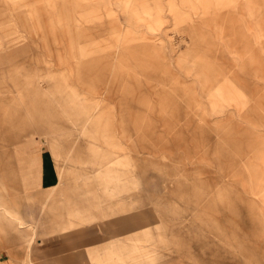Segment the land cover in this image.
<instances>
[{"label": "rangeland", "instance_id": "1", "mask_svg": "<svg viewBox=\"0 0 264 264\" xmlns=\"http://www.w3.org/2000/svg\"><path fill=\"white\" fill-rule=\"evenodd\" d=\"M263 8L0 0V264H264Z\"/></svg>", "mask_w": 264, "mask_h": 264}, {"label": "crops", "instance_id": "2", "mask_svg": "<svg viewBox=\"0 0 264 264\" xmlns=\"http://www.w3.org/2000/svg\"><path fill=\"white\" fill-rule=\"evenodd\" d=\"M261 16L262 18H264V8L262 9ZM112 26H111L112 29L116 28L115 25L112 24ZM85 36L87 39L93 37L91 33H89V35H86L85 33ZM50 81H51L49 82L50 85L54 86V84H56V77L54 75L50 76ZM30 134L31 133L25 136V139L30 138L32 135ZM34 149H36V151H40L41 147L39 142L31 141L23 146H16V147L0 150V168H5V171L8 174H13V172L18 171L20 167L25 168V166L29 164V160L34 158L32 152L34 151ZM42 179H43V174L41 175V180ZM135 231L137 232V229L134 230L131 228V226H123V224L119 225L118 223L110 224L109 228L107 227L106 231L102 234L99 233L93 234L87 232V230L80 229L79 232L72 233L74 237L73 239H75L76 241V248L79 250V253H76L74 257L73 254L70 255V257L67 255V264H89L87 251L89 252L93 248L104 246L116 238L125 239L132 233H135ZM69 239H71V236H69ZM66 250H67V246H66ZM177 259L172 258L161 264H179L176 263Z\"/></svg>", "mask_w": 264, "mask_h": 264}, {"label": "built area", "instance_id": "3", "mask_svg": "<svg viewBox=\"0 0 264 264\" xmlns=\"http://www.w3.org/2000/svg\"><path fill=\"white\" fill-rule=\"evenodd\" d=\"M2 257V254H1V252H0V258Z\"/></svg>", "mask_w": 264, "mask_h": 264}, {"label": "bare ground", "instance_id": "4", "mask_svg": "<svg viewBox=\"0 0 264 264\" xmlns=\"http://www.w3.org/2000/svg\"><path fill=\"white\" fill-rule=\"evenodd\" d=\"M1 260V259H0Z\"/></svg>", "mask_w": 264, "mask_h": 264}]
</instances>
